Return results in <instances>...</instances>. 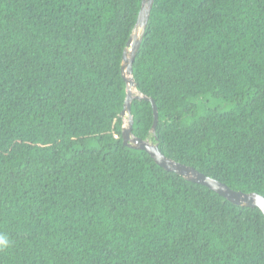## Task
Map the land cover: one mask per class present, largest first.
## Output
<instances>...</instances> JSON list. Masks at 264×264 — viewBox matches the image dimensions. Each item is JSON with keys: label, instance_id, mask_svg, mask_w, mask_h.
Segmentation results:
<instances>
[{"label": "trees", "instance_id": "obj_1", "mask_svg": "<svg viewBox=\"0 0 264 264\" xmlns=\"http://www.w3.org/2000/svg\"><path fill=\"white\" fill-rule=\"evenodd\" d=\"M141 4L0 0V264H264L259 208L123 142ZM133 72L136 136L264 195V0H155Z\"/></svg>", "mask_w": 264, "mask_h": 264}, {"label": "water", "instance_id": "obj_2", "mask_svg": "<svg viewBox=\"0 0 264 264\" xmlns=\"http://www.w3.org/2000/svg\"><path fill=\"white\" fill-rule=\"evenodd\" d=\"M154 2L155 0H142L137 21L123 53L121 70L127 84L124 108L121 112V116L123 117L122 135L124 144L134 149L146 151L153 160L164 169L175 172L189 181L207 186L235 204L257 207L264 214L263 194L257 191L244 192L242 190H235L225 182L201 172L196 167L182 163L166 155L160 147L159 138L156 137L153 141L150 139H143L134 134L132 105L135 99H144L151 102L154 114V121L151 128L153 134H156V127L159 121V111L155 99L142 94L138 90V82L135 80L133 72V64L144 39ZM126 119L127 122L125 121Z\"/></svg>", "mask_w": 264, "mask_h": 264}, {"label": "clouds", "instance_id": "obj_3", "mask_svg": "<svg viewBox=\"0 0 264 264\" xmlns=\"http://www.w3.org/2000/svg\"><path fill=\"white\" fill-rule=\"evenodd\" d=\"M7 243H8V241H7L6 237L0 236V245L6 246Z\"/></svg>", "mask_w": 264, "mask_h": 264}, {"label": "rangeland", "instance_id": "obj_4", "mask_svg": "<svg viewBox=\"0 0 264 264\" xmlns=\"http://www.w3.org/2000/svg\"><path fill=\"white\" fill-rule=\"evenodd\" d=\"M219 103V101L217 100H212V105H217ZM127 122V119L125 120Z\"/></svg>", "mask_w": 264, "mask_h": 264}, {"label": "bare ground", "instance_id": "obj_5", "mask_svg": "<svg viewBox=\"0 0 264 264\" xmlns=\"http://www.w3.org/2000/svg\"><path fill=\"white\" fill-rule=\"evenodd\" d=\"M135 92H137V91H135Z\"/></svg>", "mask_w": 264, "mask_h": 264}]
</instances>
